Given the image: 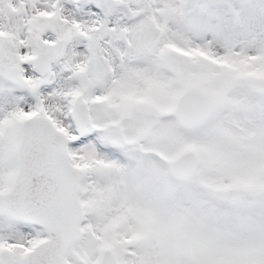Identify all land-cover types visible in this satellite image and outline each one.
I'll return each instance as SVG.
<instances>
[{
    "label": "snow or ice",
    "instance_id": "snow-or-ice-1",
    "mask_svg": "<svg viewBox=\"0 0 264 264\" xmlns=\"http://www.w3.org/2000/svg\"><path fill=\"white\" fill-rule=\"evenodd\" d=\"M0 264H264V0H0Z\"/></svg>",
    "mask_w": 264,
    "mask_h": 264
}]
</instances>
